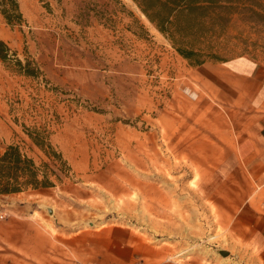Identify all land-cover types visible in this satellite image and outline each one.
Here are the masks:
<instances>
[{
  "label": "rangeland",
  "instance_id": "rangeland-1",
  "mask_svg": "<svg viewBox=\"0 0 264 264\" xmlns=\"http://www.w3.org/2000/svg\"><path fill=\"white\" fill-rule=\"evenodd\" d=\"M18 1L24 22L0 14V39L41 74L0 61V149L53 165L22 131L41 126L70 169L53 187L0 196V223L37 224L46 264H264L235 216L262 191L235 154L256 127L241 90L264 72V0L204 17L199 65L132 0ZM0 256L38 264L11 248Z\"/></svg>",
  "mask_w": 264,
  "mask_h": 264
},
{
  "label": "trees",
  "instance_id": "trees-1",
  "mask_svg": "<svg viewBox=\"0 0 264 264\" xmlns=\"http://www.w3.org/2000/svg\"><path fill=\"white\" fill-rule=\"evenodd\" d=\"M132 1L147 20L172 42L182 57L193 65H199L205 59L201 51L194 47V41L198 40L202 19L210 17L214 9L224 7L221 2L230 3L232 0ZM0 14L10 26H20L24 22L18 0H0ZM0 61L8 70L19 75L37 78L41 74L33 60L29 57L20 59L3 39H0ZM22 131L53 165L46 161L37 164L18 144L6 145L0 149V195L53 187L61 180L58 171L64 175L69 172L70 168L61 153L52 146L47 129L23 125Z\"/></svg>",
  "mask_w": 264,
  "mask_h": 264
},
{
  "label": "crops",
  "instance_id": "crops-1",
  "mask_svg": "<svg viewBox=\"0 0 264 264\" xmlns=\"http://www.w3.org/2000/svg\"><path fill=\"white\" fill-rule=\"evenodd\" d=\"M262 74V79H258L259 76L254 74L250 75L251 78L245 76V80H249V82L241 91L248 96L249 108L252 113L250 118L256 127L254 126L251 131H248L235 154L236 161L239 163L240 160H243L248 167L249 177L254 181L261 182V197H255L253 201L250 198L245 199L235 216L240 222L239 227H245L248 230V234L238 236H241V240L248 245L258 247L257 257L264 261V72ZM35 234L39 235L37 239ZM15 236L16 238H14ZM50 243V237L45 235V232L35 223L13 219L0 223V250L11 248L22 256L23 254L33 255L38 264H46ZM56 258L58 263L53 261L52 264H61L59 263L60 258ZM1 259H3L2 256H0ZM161 264L179 263L171 261Z\"/></svg>",
  "mask_w": 264,
  "mask_h": 264
},
{
  "label": "water",
  "instance_id": "water-1",
  "mask_svg": "<svg viewBox=\"0 0 264 264\" xmlns=\"http://www.w3.org/2000/svg\"><path fill=\"white\" fill-rule=\"evenodd\" d=\"M219 253H221L222 255H226L228 252L225 250H219Z\"/></svg>",
  "mask_w": 264,
  "mask_h": 264
},
{
  "label": "built area",
  "instance_id": "built-area-1",
  "mask_svg": "<svg viewBox=\"0 0 264 264\" xmlns=\"http://www.w3.org/2000/svg\"><path fill=\"white\" fill-rule=\"evenodd\" d=\"M3 217V215L2 214H0V218H2Z\"/></svg>",
  "mask_w": 264,
  "mask_h": 264
}]
</instances>
